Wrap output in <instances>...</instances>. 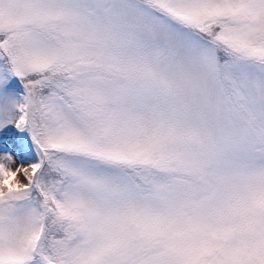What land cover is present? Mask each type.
I'll list each match as a JSON object with an SVG mask.
<instances>
[{
	"label": "snow or ice",
	"instance_id": "1",
	"mask_svg": "<svg viewBox=\"0 0 264 264\" xmlns=\"http://www.w3.org/2000/svg\"><path fill=\"white\" fill-rule=\"evenodd\" d=\"M0 264H264V0H0Z\"/></svg>",
	"mask_w": 264,
	"mask_h": 264
}]
</instances>
